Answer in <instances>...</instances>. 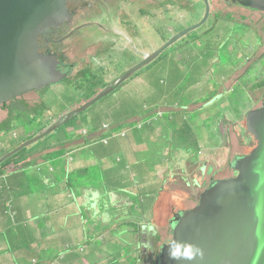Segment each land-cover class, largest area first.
<instances>
[{"label":"water","instance_id":"obj_1","mask_svg":"<svg viewBox=\"0 0 264 264\" xmlns=\"http://www.w3.org/2000/svg\"><path fill=\"white\" fill-rule=\"evenodd\" d=\"M68 1L0 0V107L67 77L55 54L39 52L38 38L69 20ZM242 5L264 12V0H243ZM249 20L225 21L218 33L196 45L199 49H179L196 81L177 109L180 172L163 212L165 244L154 264H264V60L259 61L264 45L247 43L245 35L251 31L241 23ZM185 34L175 35L75 112L108 96ZM78 38L66 41L71 59L86 54ZM204 40L210 42L207 50L201 47L208 44ZM255 61L259 63L253 65ZM56 128L22 143L0 163ZM250 136L255 142L249 152ZM172 239L199 247L203 258L170 260L166 244Z\"/></svg>","mask_w":264,"mask_h":264},{"label":"crops","instance_id":"obj_2","mask_svg":"<svg viewBox=\"0 0 264 264\" xmlns=\"http://www.w3.org/2000/svg\"><path fill=\"white\" fill-rule=\"evenodd\" d=\"M169 56L161 63L166 75L137 77L135 84L139 81L144 90L132 92L131 97L141 106L120 110L119 117L103 122L107 129L62 147L73 148L99 136L111 138L106 144L109 150L101 148L95 159L75 158L72 164L74 158L68 156L71 170H79L82 162L95 165L98 186L77 184V177L83 176L78 174L67 189H61L55 176L46 172L56 170L55 160L42 158L60 150L56 140L29 158L37 173L27 176L25 168L14 169L13 165L0 171V264H114L121 250L134 257L136 264H152L154 249L165 243L164 224L158 221L163 220L180 172L177 109L196 81L192 79L190 86L182 87V73L172 69ZM133 128L138 129L131 138L124 137ZM149 144L152 151L146 149ZM31 185L37 186L33 190ZM14 226L20 228L12 231L15 239L5 234ZM45 243L51 246L53 257L41 262L40 258L49 254ZM32 247L39 250L37 255H30Z\"/></svg>","mask_w":264,"mask_h":264},{"label":"flooded vegetation","instance_id":"obj_3","mask_svg":"<svg viewBox=\"0 0 264 264\" xmlns=\"http://www.w3.org/2000/svg\"><path fill=\"white\" fill-rule=\"evenodd\" d=\"M242 1L69 0L67 2V9L70 14L69 20L57 28L47 29L38 38L39 52L42 54H55L58 61L62 63L61 73H67L65 79L53 86L45 87V89L49 90L61 83H66V86H64L66 89L72 83L77 85L76 79L82 78L81 72L95 76L90 84L95 82L103 84L105 83L104 80L94 73L93 60H97L98 68L106 71H109V68L115 63L124 61L123 64H126L124 74L180 33L185 32L186 34L168 48L180 49L187 47L185 49H199L196 45L200 44L201 40L208 38L209 34L217 32L225 21L237 18L248 17L250 19L249 23H241L251 31V33L248 31L245 35V37L247 36V43L253 47L264 45V12L243 6ZM255 16H258L259 19L255 20ZM257 30H259V33ZM77 37L81 41V51L84 48L86 52L84 57L79 60L70 58L68 52L71 46L68 51L66 45V41L76 40ZM226 38L220 42L219 47L224 45ZM203 45L205 46L201 45V47L207 50L210 42L205 41ZM159 57L160 55L153 61H156ZM262 60H264V57L259 61ZM259 61H255L253 65L259 63ZM248 70L250 68L246 70V73ZM101 73L105 74L102 71ZM121 76L117 74L109 84L102 87V90L110 88ZM98 87L100 86L98 85ZM40 91L41 89L29 93H39ZM70 91V94H73L76 90ZM24 95L19 98L26 101ZM260 96L262 100L263 89L258 97L260 98ZM78 108L71 110L70 114L76 113L75 111ZM2 110L1 107L0 111ZM7 115L6 112L4 119L7 118ZM15 137L12 136L11 140H14ZM248 140L250 152L255 141L251 136L248 137ZM1 148L5 147L2 145ZM231 176H233V171H231Z\"/></svg>","mask_w":264,"mask_h":264},{"label":"rangeland","instance_id":"obj_4","mask_svg":"<svg viewBox=\"0 0 264 264\" xmlns=\"http://www.w3.org/2000/svg\"><path fill=\"white\" fill-rule=\"evenodd\" d=\"M169 55V57H167V59H173L172 62H170V66H172V69H175L178 73H182V75H180L179 80L183 83L182 87L184 86H188L191 82V80L193 79L195 81L196 77L194 75V72L192 70V67H190V62L187 59V57L179 50L176 49L175 47L173 48H168L167 50H165L163 53L160 54V57L156 60V61H152L149 65L143 67L142 69L138 70L135 75L130 79H128L126 82L123 83L122 87H118L117 89H115L114 92H112L111 94H109L107 97L101 99L100 101H98L97 103H95L93 106H91L90 108L80 112L78 114V116L75 118L74 121H70L68 122L67 126L68 128H73V130L71 129V131L68 130V128H58L57 130L53 131L51 133V135L46 136L45 139L43 141H38L36 143H33V149L35 150H40V147L42 144L50 142L53 143L54 140L58 139L57 137H61L62 138L65 137L67 140L76 137V134H78V132H80L82 130V128H86L87 125L86 123H89V121H91L92 119L98 123L101 124L103 122H109L111 121L113 114H115V116H117V114H119L122 109H129V108H136L137 106H141L140 104L135 105L134 102H132V92L134 91H141L143 92L144 87L142 84H140V82L138 81L136 84V79L137 77L140 78H147L149 75H157V74H162V75H166V69L162 68L163 65H161V63L163 64V62L166 60L165 56ZM112 66V65H110ZM105 67V66H104ZM94 68V73L100 77L101 79L104 80L105 83L102 84V87L107 84H109L114 77L117 76V74H120V76L123 74V72L126 70V66H116L113 65L112 67L109 68V71L106 70H102V68H98L97 65L93 66ZM77 69H79V67H77ZM102 72H105V74H102ZM172 74V73H170ZM133 80H135L134 82H132ZM129 83V84H128ZM125 84V85H124ZM126 84H128V86H126ZM78 85V84H77ZM77 85L72 83L70 87H68L67 89L69 90H76L72 95L74 96L72 101L73 102H68V99H64L62 96L63 90L66 91L67 89H64L66 86V83H61L59 85H56L54 87H51V89L46 90L45 88L41 89V91L39 93H28L26 95H24V98L26 100V102H28V105L30 106H38L40 104L45 105L44 106H38L35 108V111L37 112V114H34V116H32V120L33 122L38 126H42L44 127V130H47L49 128H51L54 125H58V124H63V120L66 116H68L71 112V108H76V106L78 105L77 103L80 101V99H84L85 97H89L90 94H85L83 93L85 90V87L81 88V89H77ZM191 85V84H190ZM102 87H98L94 90V92H100L102 90ZM125 88V89H124ZM88 91L91 90V88H87ZM62 90V91H61ZM67 93V92H66ZM83 93V94H82ZM96 93V94H97ZM68 94V93H67ZM82 94V95H81ZM132 94V95H131ZM131 97L130 100L129 97ZM68 98V97H66ZM70 98V97H69ZM184 99V98H183ZM183 99H180V101H182ZM136 102H138L136 100ZM136 106V107H134ZM134 107V108H133ZM65 111V114L62 115V112ZM58 115H61V117L57 118ZM160 115H163L162 113H160ZM6 116V110H2L0 111V121L3 120ZM27 117H30L27 115ZM161 117V116H160ZM92 120V121H93ZM25 125L28 128V130H30L29 128H32V132L36 131L33 127H28L27 126V121L25 120ZM110 130V127H109ZM70 133V134H69ZM119 135V134H117ZM12 136L10 134L6 135V136H1L0 138V146H4L7 149H10L11 146L9 145L10 141H13L11 143H13V145H17L15 144L14 140H11ZM21 143V142H20ZM9 146V148L7 147ZM54 148V147H53ZM50 148V149H53ZM146 149H148L149 151H152V148L150 146V144L146 147ZM42 152V151H41ZM40 152V153H41ZM40 153H36V154H40ZM43 159H51L52 156L51 154H46L45 156L42 157ZM64 160V159H63ZM62 160H57V164H61ZM85 161V160H84ZM63 162V161H62ZM80 163V162H79ZM84 162L80 163L78 169L83 168L80 174H82V179L80 181H77V184L79 183H83L85 182L86 184H90V186H98L97 184V180H96V173L95 171V165H91V164H87L84 167ZM31 170H28V172L26 173V175H30L36 172V169L34 167H32V165L30 166ZM76 167V166H75ZM86 169H88V171H86ZM85 170V171H84ZM49 173H51L52 175L55 176V178L58 176L57 173L60 172V170L58 168H56V170L53 169L52 172L48 171ZM57 172V173H56ZM27 175V176H28ZM72 186L75 187V182L72 183ZM33 187V185H32ZM175 189L171 190L174 192ZM7 209L10 210L11 208H9L7 206ZM112 213V212H111ZM158 224H164L163 220H159ZM159 226V225H158ZM13 230H7L5 231V234H7L9 237L12 236V231H18L20 228L19 227H12ZM13 239L14 236H12ZM15 242V240H14ZM23 245L27 244V242L22 241ZM129 247V246H128ZM127 248V247H126ZM36 249L34 247L31 248L30 252H32L33 255L34 251ZM60 256L62 254H59ZM126 253H123L122 250L121 252H119V254L116 256V258H118L119 260V264H136V261L134 260V257L129 256ZM116 258H114V264H116ZM31 258L28 259V261H30ZM125 261V263H124ZM112 263V262H110Z\"/></svg>","mask_w":264,"mask_h":264},{"label":"trees","instance_id":"obj_5","mask_svg":"<svg viewBox=\"0 0 264 264\" xmlns=\"http://www.w3.org/2000/svg\"><path fill=\"white\" fill-rule=\"evenodd\" d=\"M80 74L82 75V78L79 77V79H76V81L78 82L77 83L78 84L77 89H81V88L85 87V90L83 93L90 94V95L87 98L85 97L84 99H80V101L77 103L78 105L76 107L82 106L87 100H90L91 98H93L95 96V94L97 92H94V88H97L98 85L102 87V85H100L102 83L95 82V83L90 84L94 80L93 78L95 77L92 74H88V73L85 74L84 72H81ZM192 83L193 82L188 83L189 84L188 86H190V84H192ZM122 85H123V83L120 86L122 87ZM263 86L264 85H262V87ZM89 87L91 88V90L88 91L87 88H89ZM184 87L187 88V86H184ZM186 88H184L183 91H185ZM64 89H66V88H64ZM70 93H71V91L69 89H67L66 91L63 90L62 96L64 99H66V100L68 99V102H73L72 99L74 96H72V95H74V94H70ZM66 97H68V98H66ZM38 106H44L45 107L44 103L40 104ZM38 106L33 107V106L28 105V103L26 101H24L23 98L22 99L21 98H14L10 102L3 104L1 107L3 110H6L8 115H7V118L4 119V121H2L0 123V138H1V135L6 136L8 134H10V135L13 134L12 135L13 137L17 136V137H15L16 139L14 138L15 144L19 145L20 142L22 144L23 142H26V141L38 136L40 133H42L44 130V127L42 126V124H41V126L37 127V125L32 120V116H34V114H37V112L35 111V108ZM73 109L74 108H71V110H73ZM64 114H65V111L62 112V115H64ZM78 114L79 113H72V115L69 118H67V116H66L63 120V124L56 125L57 128L55 130H57L58 128H60V129L66 128L67 129L68 128V126H67L68 122L74 121L75 118L78 116ZM27 115L30 117H27ZM59 117H61V115L57 116V118H59ZM115 117L117 118L119 116H115V114H113L112 118H115ZM25 120L27 121V126L28 127H31V126L35 127L34 129L36 131L32 132V130H31L32 128H29L30 130H28V128L25 125ZM92 120L89 121V123H86L87 127L82 128V130L80 132H78V134H76V137L67 140L65 137L62 138V135H61V137H57L58 139H56V141H58V144L61 145V148H60V150L54 151L50 154L52 156L51 159L55 160L54 163L58 166V167L55 166V168H58L60 170L59 173L56 172L58 174V176L56 177V181H57V184L61 185L62 190L67 189V187H69V185L71 184V179L75 180V176L82 172L81 171L82 169H79L76 171L74 169L71 170V168L69 167L71 164L68 162V158H69L68 156H70V155L73 156L74 160H73L72 164H74L76 161L75 158H77V159L81 158L83 160L95 159V158H97L96 156L99 155V152H101V148H103L104 150H107L109 148V145H106L108 143V140L111 139L109 136L107 138L103 137V136L90 138L89 140L85 141L86 144L84 143V144H81L79 146H74L73 148H69V147H67V149L62 148V147H64V145L68 141L79 140L81 138L85 139L89 135H91L95 131H97L98 129H101V128L107 129L106 124H104V123L98 124L94 120L93 121ZM142 125H144V124H141V126ZM104 126H106V128ZM137 129L138 128H133V130L130 131L131 133L129 132L130 134L128 133L129 135L124 136V137H126L128 139H129V137L131 138L132 132L137 130ZM51 133L48 135L50 136ZM48 135H46V136H48ZM45 137L38 140V141L39 142L43 141L45 139ZM119 137H123V136L120 135ZM113 138H116V137H113ZM38 141H36V142H38ZM104 141H105V143H104ZM11 142H13V141H10V143H9L10 145H12L10 149H7V150L5 148L0 149V159L6 153L10 152L11 150L15 149V147H17V145H13V143H11ZM36 142H34V143H36ZM49 143L50 142L42 144V147H40V150L33 149V146H34V145H32L33 143L24 147L19 152L12 155L11 157L6 158L2 163H0V171L7 170V169L10 170L9 166H11V165L14 166L13 167L14 169L15 168L17 169L18 167L20 169H22V167H23V168H25V170L28 171V168L34 164V162L31 161L29 158L34 153H36L37 151H41L44 148H48L49 146H45V147H43V146L45 144H49ZM51 146H53V145H50V147ZM104 154H110V153L105 152ZM58 159L63 161V162L61 161V164H59V165L57 164ZM21 161H23V162H21ZM19 162H20V164H18ZM86 171H88V169H86ZM46 172H48V171H46ZM49 174L52 177L51 173H49ZM77 178L79 180L82 179L80 177H77ZM28 180H30L29 177H28ZM36 186L32 187V185H31V189L34 190ZM50 249H51V246L45 243V250H46V252H49V254L46 255L44 258H40L41 262H44L46 260L47 261L50 260V256L53 257V254H52ZM154 251H155V254H156L155 257H156L158 255L159 250L154 249ZM38 252H39V250H36L34 252V254L37 255ZM154 261H155V259L152 261V264H154ZM30 263H32V261H30Z\"/></svg>","mask_w":264,"mask_h":264},{"label":"clouds","instance_id":"obj_6","mask_svg":"<svg viewBox=\"0 0 264 264\" xmlns=\"http://www.w3.org/2000/svg\"><path fill=\"white\" fill-rule=\"evenodd\" d=\"M107 128H108V126H107ZM20 145H21V143L18 146H20ZM17 147H15V148H17ZM5 149L7 150V148H5ZM163 244H165V243H163ZM162 245L158 246L157 249L159 250ZM166 245L168 248V258L170 260H181V259H183V260L192 261V260H195L197 257H199L201 259L203 258V250L200 249L199 247L193 245V244L182 243V242L176 241L175 239H172V240L168 241ZM155 259H156V257H155Z\"/></svg>","mask_w":264,"mask_h":264},{"label":"built area","instance_id":"obj_7","mask_svg":"<svg viewBox=\"0 0 264 264\" xmlns=\"http://www.w3.org/2000/svg\"><path fill=\"white\" fill-rule=\"evenodd\" d=\"M105 128H106V126H104ZM104 143H105V141H104Z\"/></svg>","mask_w":264,"mask_h":264}]
</instances>
